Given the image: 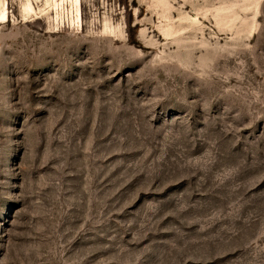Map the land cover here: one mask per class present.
Returning a JSON list of instances; mask_svg holds the SVG:
<instances>
[{
    "label": "rangeland",
    "instance_id": "1",
    "mask_svg": "<svg viewBox=\"0 0 264 264\" xmlns=\"http://www.w3.org/2000/svg\"><path fill=\"white\" fill-rule=\"evenodd\" d=\"M4 5L0 264H264V0Z\"/></svg>",
    "mask_w": 264,
    "mask_h": 264
},
{
    "label": "bare ground",
    "instance_id": "2",
    "mask_svg": "<svg viewBox=\"0 0 264 264\" xmlns=\"http://www.w3.org/2000/svg\"><path fill=\"white\" fill-rule=\"evenodd\" d=\"M49 1V0H48ZM7 7V6H6ZM63 11V10H62ZM58 14V13H57ZM61 14V13H60ZM8 19V12L7 9H5V5L3 9H0V25L3 21H6Z\"/></svg>",
    "mask_w": 264,
    "mask_h": 264
}]
</instances>
